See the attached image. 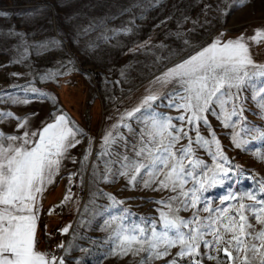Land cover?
Returning a JSON list of instances; mask_svg holds the SVG:
<instances>
[{
    "label": "snow or ice",
    "instance_id": "6c2138e0",
    "mask_svg": "<svg viewBox=\"0 0 264 264\" xmlns=\"http://www.w3.org/2000/svg\"><path fill=\"white\" fill-rule=\"evenodd\" d=\"M67 2L60 0V6ZM157 2L153 0V4ZM247 2L221 0L224 7L218 4L217 8L221 16H227L230 8L246 6ZM208 7L205 5V10ZM124 11H131V8ZM45 12V8L37 7L27 15L42 18ZM7 15V12H0V16ZM77 17L88 23L73 26L74 44L78 45L92 33L99 32L94 40L86 43V51H95L115 37L133 32V27L109 29L107 21L90 18L83 13L66 17L65 21L70 22ZM187 19L184 17L185 21ZM48 22L53 23L52 20ZM5 35L19 38L16 45L18 56L13 58V63L23 64L28 60L30 48L39 55L42 51L63 47L62 41L55 37L30 44L22 32L10 31ZM223 36L220 33L206 46L194 50L156 76L138 104L122 114L120 123L114 124L102 136L103 150L98 153L101 157L111 155V145L123 140L119 132L121 127L133 131L129 120L143 125L139 140L133 145V154L124 155L116 161H104L105 172L100 179L107 182L108 174L112 173L111 165L118 163L120 167L112 173L113 179L119 175L132 186L142 185L153 191L175 193L169 196L167 202L155 201L169 209L167 213H160L162 231L157 230L154 221H144L148 227L118 225L117 236L121 240L117 255L145 253L141 264L167 256L172 258L166 264H205L206 261L211 264H264V183L260 185L259 192L249 191L239 196L232 193L223 197L220 201L221 205H225L223 207L210 206L200 195L207 191L206 185L222 184L230 172L219 163L209 168L195 155L198 149H204L214 161L228 159L223 155L220 141L207 117H215L224 128L234 129L241 122L246 126L243 115L246 101L242 93L248 91L251 93L248 99L264 118V64L253 59L249 44V41L264 43V28L255 29L251 37L242 33L239 37L224 40ZM184 43L189 45L187 40ZM146 46L147 42H144L129 51ZM71 60L69 57V63ZM52 78V73L40 77L42 80ZM23 90L25 93L44 95L35 87L25 86ZM5 98L14 104L28 103L27 99L21 100L0 91V102H4ZM160 107L181 114L165 116L157 111ZM12 117L10 112H0V122ZM15 119L18 128L27 127L26 120ZM201 125L209 130L211 139L201 135ZM243 130L255 132V128L245 127ZM192 131L196 133L194 139L189 135ZM81 134V130L63 113L55 115L35 131H23L20 135L0 132V264H64L63 258L39 249V199L59 175L64 161L72 159L70 150L80 144L78 137ZM260 136L264 138V131ZM185 138L187 145L177 149L176 145ZM231 139L236 148L244 144L239 139V133L233 132ZM211 145H215V151ZM89 154L84 155L83 161L88 160ZM258 159L264 163V156ZM81 166L86 165L82 162ZM96 175L94 166L93 176ZM190 182L192 187L186 188ZM246 199L252 203H245ZM227 201L235 203L225 204ZM174 202L180 207H174ZM181 208L195 211L191 218L184 219L176 215ZM201 212L208 215L202 217ZM116 219L113 218V221ZM67 231V228L63 229V232ZM133 245L138 247L133 248ZM177 246L178 251L173 254L170 250ZM57 247L64 246L60 244Z\"/></svg>",
    "mask_w": 264,
    "mask_h": 264
},
{
    "label": "crops",
    "instance_id": "0c3cea01",
    "mask_svg": "<svg viewBox=\"0 0 264 264\" xmlns=\"http://www.w3.org/2000/svg\"><path fill=\"white\" fill-rule=\"evenodd\" d=\"M185 8L191 10L186 13L185 34L177 33L178 3L173 0H68L64 6H60V0H0V12H7V16H0V57L18 56L16 45L18 37H8L5 24L10 23V31L22 32L28 43L40 42L50 38L62 41L61 49L42 51L39 55L35 49H28V60L23 64L9 65L0 60V74H6L0 78V91L10 94L21 100L27 99V104H14L7 101L0 102V112H10L12 118H5L0 122V132L12 135H20L23 131H35L52 118L63 113L73 124L81 130L80 144L70 150L72 159L64 161L62 169L55 177L54 182L47 186L39 199L38 237L39 249L43 251L41 238L45 232H63L72 224L75 210L79 200V180L83 157L91 153L99 133L103 130V115L106 101L97 90L105 88L137 89L131 97L121 100L116 104L113 113L124 114L130 110L141 98L146 95L145 89L149 86L160 70H151L145 73L142 62L141 73L133 77V82L123 83L122 73L127 72L124 66L131 64L130 56L138 58L145 56L147 46L156 48L161 45L162 36H214L223 33V39L239 37L242 33L246 37L254 35V30L264 28V17H258L241 22L233 28H223L212 33L206 32L208 19L206 12L194 13V2L185 1ZM134 4L140 5L133 7ZM207 5L202 3L203 9ZM37 7L46 9L42 18L28 16L27 13ZM131 8V11L124 9ZM208 9V8H207ZM163 10H167L163 12ZM83 13L90 18H99L107 21L109 29L121 27H133L130 35L121 34L114 39L102 44L95 51H86L85 45L94 40L99 32L92 33L81 40L79 44L73 43V26L87 24L88 21L77 17L66 22L65 18ZM52 20L53 23L48 21ZM130 21L132 23H130ZM62 33V35H61ZM110 35V33H109ZM147 42V46L137 51H129L137 45ZM250 52L253 59L264 64V43L255 44L249 41ZM173 56H176L174 53ZM69 57L72 58L69 63ZM66 65V66H65ZM92 72L93 75H88ZM135 72V71H133ZM13 73L20 75L13 76ZM46 73H52L49 80L40 79ZM59 73V75H55ZM119 73L120 77L115 76ZM8 78V79H7ZM138 79V80H136ZM16 81V82H15ZM122 82V84H117ZM25 86L35 87L44 95L25 93ZM52 90V91H51ZM117 109V110H116ZM27 121V127L20 129L17 120ZM75 161V162H73ZM69 199H65V197Z\"/></svg>",
    "mask_w": 264,
    "mask_h": 264
},
{
    "label": "rangeland",
    "instance_id": "374dc122",
    "mask_svg": "<svg viewBox=\"0 0 264 264\" xmlns=\"http://www.w3.org/2000/svg\"><path fill=\"white\" fill-rule=\"evenodd\" d=\"M153 1V0H146ZM178 3V16L176 21L177 33L179 35L185 34V20L186 13L191 10L185 8V1L194 2L192 11L196 14L206 12L208 17L205 20L208 24L206 27L207 33L218 31L223 28H233L237 24L249 21L254 18L264 17V0H248L247 5L243 7H232L228 10L227 16H221L218 11L217 5L224 7L221 0H173ZM205 2L208 9L202 7ZM167 10H163L165 12ZM6 32H9L10 23L7 19L5 24ZM214 36H162V43L159 46H147L145 49V56L138 58L132 55L129 58L130 65L124 66L127 72L121 74L123 83H132L133 77H138L141 73L142 62H144L145 73L149 74L151 70L158 71L159 75L166 68L171 67L173 64L178 63L180 60L186 58L194 50L206 46L212 41ZM187 40L189 45L184 41ZM176 56H173V54ZM16 57V56H14ZM8 54L7 57H0V60L5 61L9 65H15L13 58ZM135 71V72H133ZM88 75H93L88 72ZM139 74V75H138ZM6 74H0V78ZM115 76L120 77L119 73ZM9 78V77H8ZM7 78V79H8ZM138 80V79H136ZM16 82V81H15ZM122 82H117V84ZM1 87V84H0ZM171 87V86H169ZM3 88V87H1ZM52 91V90H51ZM101 94L103 100L106 101L105 110L103 115V124L105 127L99 133L97 142L90 153L89 160L84 163L86 166L80 170L79 180V200L78 206L75 210L72 224L68 231L59 232L63 236H67L66 246L63 252L64 264H141V259L146 254L140 253L133 255L131 252L127 255H117L120 251L118 245L120 244L121 237L117 236V228L119 224L130 227L132 225H140L141 227H148L144 221L156 222L157 230L162 231V220L160 219L161 212H168L169 209L165 204L155 203V201H168L170 195L169 191H153L146 189L142 185L132 186L129 185L123 176L116 175L113 179L112 173L120 167L118 163L111 165L112 173L108 174V181L105 182L101 177L105 172L104 161H116L124 155L131 156L133 154V145H136L139 140V134L143 125L135 120H129L132 132L127 128L121 127L119 132L123 135V140H118L117 143L111 145V155L99 156L102 149V136L106 131L111 130L114 124L120 123V116L122 113H113L116 104L125 98L131 97L137 89L128 88H103L97 90ZM245 98V111L243 113L246 117L247 124L243 122L233 128H224L222 123L215 117L209 115L207 118L210 122L211 128L215 130L216 136L220 141L223 149V155L228 159L227 161L217 159L213 160L204 149H198L195 153L196 157L204 161L209 168H214L217 163L223 165L225 169H230L227 178H224L222 184L216 183L214 186L207 187V191L200 193L203 200H206L210 206L223 207L220 201L223 197L235 193L237 196L245 192H259V187L264 183V163L260 162L258 157L264 156V138L260 133L264 131V118L258 113L259 109L255 106L250 97L251 93L244 91L242 93ZM115 107V108H114ZM117 110V109H116ZM158 112L163 113L165 116L176 117L181 113L179 111L160 107ZM235 119V118H233ZM173 123H179L173 121ZM245 127L248 129L255 128V132L243 130ZM233 132L239 133V139L244 141L241 148H236L232 143ZM135 133V134H133ZM200 133L206 139H211L209 130L204 126H200ZM115 134V133H114ZM194 139L195 131L189 133ZM187 138L180 141L176 145L177 149L181 146L187 145ZM195 147V145H193ZM215 151V145L210 146ZM97 171V175L93 176V167ZM211 173H209V176ZM147 178V177H145ZM220 179V177H218ZM186 188L192 187L191 182L185 186ZM227 203H235V201H227ZM245 203H252L245 200ZM202 206V205H201ZM174 207H180L175 204ZM194 209L181 210L176 213L184 219L192 217ZM202 217L207 216V213L201 212ZM113 218H117L113 221ZM138 247L133 245V248ZM173 254L178 251V246L170 250ZM172 257L167 256L163 259H151L146 261V264H166ZM205 264H211L206 261Z\"/></svg>",
    "mask_w": 264,
    "mask_h": 264
},
{
    "label": "built area",
    "instance_id": "2783aa9c",
    "mask_svg": "<svg viewBox=\"0 0 264 264\" xmlns=\"http://www.w3.org/2000/svg\"><path fill=\"white\" fill-rule=\"evenodd\" d=\"M67 236L62 235L59 232H45L42 235L41 243L43 252L54 254L58 258H62L63 252L66 246ZM63 244V248L57 247V245Z\"/></svg>",
    "mask_w": 264,
    "mask_h": 264
}]
</instances>
